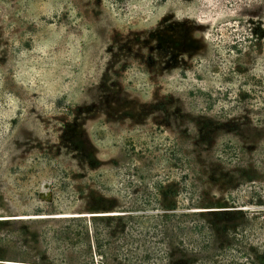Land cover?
<instances>
[{"label":"rangeland","instance_id":"rangeland-1","mask_svg":"<svg viewBox=\"0 0 264 264\" xmlns=\"http://www.w3.org/2000/svg\"><path fill=\"white\" fill-rule=\"evenodd\" d=\"M238 66L264 84V0H0V218L91 211L114 163L202 149Z\"/></svg>","mask_w":264,"mask_h":264},{"label":"trees","instance_id":"trees-1","mask_svg":"<svg viewBox=\"0 0 264 264\" xmlns=\"http://www.w3.org/2000/svg\"><path fill=\"white\" fill-rule=\"evenodd\" d=\"M238 67L231 93L203 92L202 149L172 139L114 163L91 211L0 219V264H264V84Z\"/></svg>","mask_w":264,"mask_h":264},{"label":"water","instance_id":"water-1","mask_svg":"<svg viewBox=\"0 0 264 264\" xmlns=\"http://www.w3.org/2000/svg\"><path fill=\"white\" fill-rule=\"evenodd\" d=\"M0 219H2V218H0Z\"/></svg>","mask_w":264,"mask_h":264}]
</instances>
